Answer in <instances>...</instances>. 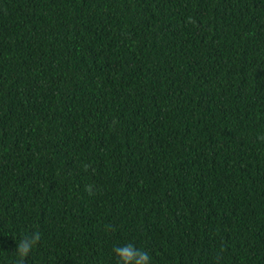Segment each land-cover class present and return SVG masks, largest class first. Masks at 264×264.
I'll list each match as a JSON object with an SVG mask.
<instances>
[{
  "label": "trees",
  "instance_id": "obj_1",
  "mask_svg": "<svg viewBox=\"0 0 264 264\" xmlns=\"http://www.w3.org/2000/svg\"><path fill=\"white\" fill-rule=\"evenodd\" d=\"M36 231L25 264H264V0H0V264Z\"/></svg>",
  "mask_w": 264,
  "mask_h": 264
},
{
  "label": "clouds",
  "instance_id": "obj_2",
  "mask_svg": "<svg viewBox=\"0 0 264 264\" xmlns=\"http://www.w3.org/2000/svg\"><path fill=\"white\" fill-rule=\"evenodd\" d=\"M88 191L92 194L91 187ZM40 240L41 233L36 231L24 234L16 241L17 264H25V260L32 254ZM113 253L118 258V264H151L152 261L149 252L137 248L132 242L114 246Z\"/></svg>",
  "mask_w": 264,
  "mask_h": 264
}]
</instances>
